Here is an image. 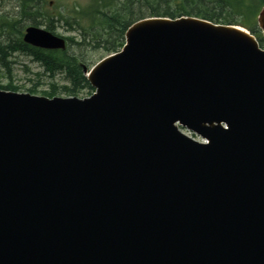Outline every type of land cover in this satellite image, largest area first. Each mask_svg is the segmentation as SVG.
<instances>
[{
    "label": "water",
    "instance_id": "obj_1",
    "mask_svg": "<svg viewBox=\"0 0 264 264\" xmlns=\"http://www.w3.org/2000/svg\"><path fill=\"white\" fill-rule=\"evenodd\" d=\"M24 41L67 48L33 25ZM84 71L86 98L0 89V264H264L257 39L147 17Z\"/></svg>",
    "mask_w": 264,
    "mask_h": 264
},
{
    "label": "trees",
    "instance_id": "obj_2",
    "mask_svg": "<svg viewBox=\"0 0 264 264\" xmlns=\"http://www.w3.org/2000/svg\"><path fill=\"white\" fill-rule=\"evenodd\" d=\"M44 1L22 0L23 17L37 22V16H45L41 10ZM263 7L264 0H90L85 6H77L74 9L77 14L70 20H73V24L75 22L79 28L76 29L80 30V41H75L77 45L117 52L125 43L127 29L146 17L197 16L216 23L242 25L256 35L259 32L258 17ZM48 19L51 21L48 29L52 30L54 20L50 17ZM60 19L65 20L63 14ZM66 21L68 22L69 18ZM16 26V21L8 19L3 20L1 24L0 32H11L13 29L17 32L16 40L0 42V57L5 63L12 52L22 51L41 61L51 72V76L58 71L64 72L69 84L64 85L63 89L70 94L83 89H93L80 61L69 52L74 37H66L69 45L65 50H44L26 43L22 27ZM9 88L12 89L11 86ZM51 90L52 92L46 94L52 96L56 87L53 86Z\"/></svg>",
    "mask_w": 264,
    "mask_h": 264
},
{
    "label": "rangeland",
    "instance_id": "obj_3",
    "mask_svg": "<svg viewBox=\"0 0 264 264\" xmlns=\"http://www.w3.org/2000/svg\"><path fill=\"white\" fill-rule=\"evenodd\" d=\"M22 0H0V28L3 20L8 19L16 21L18 28L22 27L23 33L27 26L34 25L37 27L47 28L50 24V19L54 20V27L51 31L58 35L65 37H74V42L70 43L69 52L71 55L80 61L83 69L88 71L102 58L113 54L114 52L105 51L104 48H94L92 46H79L76 42L80 41V30L73 20H70L72 16L77 14V6H85L89 4L90 0H45L42 4V12L45 16H37V22L33 19H25L21 8ZM61 14L64 15L65 20L60 19ZM69 18L67 22L66 19ZM77 28V29H76ZM128 30V29H127ZM259 32L256 34L259 40L261 48L264 49V33L259 26ZM127 32V31H126ZM4 33V34H3ZM0 32V42L6 43L9 40H16V30L11 32ZM126 35V33H125ZM259 35V36H258ZM8 62L5 63L0 57V86L3 90L16 91L19 93H33L39 96H48L50 98L54 96L58 97H73L86 98L95 91L93 89H83L75 94H70L63 89L64 85L69 84L64 72L58 71L53 76L46 66L30 54H26L22 51L12 52L8 58ZM86 74V73H85ZM12 87V89L9 88ZM55 86L56 90L52 96L46 93L52 92V87ZM188 135L201 140V137L191 133L186 128H182Z\"/></svg>",
    "mask_w": 264,
    "mask_h": 264
}]
</instances>
